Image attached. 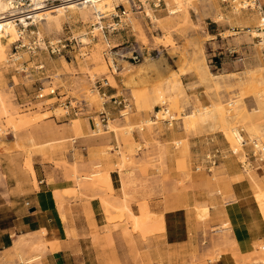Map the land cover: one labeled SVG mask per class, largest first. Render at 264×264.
Wrapping results in <instances>:
<instances>
[{
	"label": "rangeland",
	"instance_id": "obj_1",
	"mask_svg": "<svg viewBox=\"0 0 264 264\" xmlns=\"http://www.w3.org/2000/svg\"><path fill=\"white\" fill-rule=\"evenodd\" d=\"M259 1V8L246 11L242 20L238 21L230 17L233 0H193L186 19L175 18L173 25L165 27L163 23L159 25L147 17L143 5L135 0L137 6L132 10L124 5L117 6V17L110 15L104 19L102 30L94 32L97 36L91 33L93 27L90 24L69 20L63 23L64 30L59 36L43 35L44 47L39 45L36 34L29 31H36V28L29 26L25 42H16L6 48V60L0 62V88L4 101L14 107L16 115L41 116L23 124L15 133L6 126V131L0 134V231L12 229L21 221L18 211L29 205V190H39L42 181L50 185L58 181L64 185L63 190L57 191L66 215V221L61 220L69 228L70 237H76V228L82 231L80 238L93 250L99 263L164 264L167 258L179 261L184 257L188 264H258L255 262L259 257L255 252V244L264 242V220L254 200L255 190L249 174L264 188V162L254 160L251 156V143L243 148L240 157L236 156L231 153L220 129H212L211 123L207 122L186 130L181 117L190 110L187 103L191 108L199 109L213 103L215 94H220L218 97L222 96L221 100L229 108L226 102L231 96L230 91L240 94L236 86L237 79L248 69L254 71L248 76L253 87L264 89L263 84L256 82L260 75L259 66L264 65V57L257 51L259 39H249L248 32L260 29L257 20L262 16L260 13L264 12V0ZM154 2L147 0L152 15L158 19L166 17L168 14L163 1L157 9L152 6ZM216 12L224 19L217 21ZM127 13H132V23L127 20ZM252 14L255 20L250 17ZM113 24L116 25L110 28ZM82 32L90 40L87 46H81L78 40L77 35ZM96 47L102 51L111 72L113 68L109 54L118 72L123 66H128L119 60L138 65L144 56L153 60L162 58L164 67L177 71L179 56L185 54L196 60L200 57L196 50L200 48L201 57L212 74L233 75L224 78L231 87L214 90L210 88L213 85L211 81L200 82L195 70L186 66L187 72L179 76L184 91V97L181 96L179 102L187 109L184 112L179 109L176 120H155L153 111H158L160 106L152 105L150 110L142 105L143 100H150L148 90H142L139 86H123V73L113 75L115 85H104L107 83L106 73L96 71L89 61L90 53ZM83 51L87 54L85 57ZM136 53L141 57L139 63L131 60ZM13 55H20V58L13 60ZM84 59L86 64L83 63ZM87 69L96 74L92 84L87 81ZM46 77L68 82L70 87L66 89L56 82L45 85V81H48ZM48 87L55 89L56 94L39 99L37 90L42 88L45 94ZM84 87H91L94 91L95 98L92 101H85ZM110 87L116 89L117 100L122 102L121 105H114L109 100L104 102L106 98L101 97V92L109 95ZM242 99L244 109L256 114L252 112L256 102L251 88L246 90ZM39 104L42 108L37 107ZM57 108L61 111L55 112ZM122 109L128 111L129 123L133 127L132 139L136 145L131 153L121 146L124 125L120 116ZM102 111L107 115L106 123L100 122L99 113ZM141 119L155 120V124L149 128L144 126L143 132L138 131L137 124ZM74 120L79 123L77 131L72 127ZM109 120L116 121V133H94L96 121L104 128ZM0 122L5 123V119H0ZM234 126L241 130L240 124ZM240 133L246 141L248 134L245 131ZM179 140L182 144L176 146L174 141ZM183 145L189 149L186 155L181 152ZM122 151L127 158L125 173H129V179L133 181L129 187L133 212L137 213L140 202H146L151 211L161 212L164 228L138 238L128 226L131 239L123 236L121 228H113L110 229L111 246H107L104 235L110 227L106 222L108 213L97 199H88L76 190V180L71 174L78 171V176L87 175L85 165L88 169L97 170L95 164L101 154L117 163ZM90 152L94 154L93 161H89ZM207 154L216 161L214 166L210 165V173L203 171L208 162L205 159ZM28 160H31L35 171L36 183H32L26 166ZM43 166L49 167V173L44 172ZM198 166L200 170L195 171ZM116 169L114 166L112 175H115ZM223 171L231 182L232 196L222 188ZM214 173L215 179L211 177ZM202 175L204 179L198 181ZM114 187L117 190L116 182ZM206 195H209L214 208L210 209L207 219L199 220L195 215L194 202L204 199L201 197ZM232 200L249 209L247 225L234 229L230 224L231 240L222 243V234L218 229L228 219L218 211L227 209V202ZM89 207L91 213L87 214ZM179 230H184L183 236L188 235V245L182 251L165 252L164 239L173 238ZM233 241L235 245H232ZM219 248L222 250L219 251ZM236 251L238 256L234 255ZM241 255L247 259L246 262L239 261ZM12 258L19 260L17 256L8 255H3L0 260L7 262Z\"/></svg>",
	"mask_w": 264,
	"mask_h": 264
},
{
	"label": "bare ground",
	"instance_id": "obj_2",
	"mask_svg": "<svg viewBox=\"0 0 264 264\" xmlns=\"http://www.w3.org/2000/svg\"><path fill=\"white\" fill-rule=\"evenodd\" d=\"M38 1L39 0H32V8L22 11L21 8H14L13 6H11L7 0H0V62L2 60H6L5 51L7 46L16 42H25L27 37L26 32L29 26H34L36 28V31H29L31 34H36L39 45L44 47L45 44L42 41L43 35L47 34L59 36L64 30V22L72 20L78 21L83 25L90 24L93 27V31L91 33L94 34V32H99L101 30L104 19L108 18L110 15L116 14L117 6L124 5L130 10L137 6L135 4V0H59V3L54 6L42 8L37 6ZM138 1L143 5L144 13L147 17H149L153 22L159 25L163 23V26L167 27L168 25H173L172 21L175 18L186 19L188 17V8L190 7L193 0H162L168 15L161 19H158L152 15L148 7L147 0ZM251 1L252 0H233L232 4H234V6L232 7L233 10L230 14V17L239 21L242 20V16H244L246 11H253L255 8L260 7V4L255 5L253 4L254 2ZM157 2L158 1L155 0L154 4H157ZM212 7L214 9L216 8L215 5H213ZM23 12L27 13L22 14ZM261 14L262 16H260L257 20V24L260 29L258 31H248L250 32L249 39H259V49L257 51H260V53L264 51V12H261L260 15ZM24 15H26V18L24 17ZM131 15L132 13H127V20L130 23H132L133 20ZM250 17L254 20L256 18L253 14L250 15ZM215 18L217 19V21L224 19V17L217 12L215 14ZM226 20H229V18H226ZM113 26H115V24L111 25L110 28H112ZM97 35L98 34H94V37ZM85 36L86 34L83 32L77 35L81 46H87L90 44V40ZM51 43H53V41ZM196 51L198 52L196 54H199L200 56L196 60L194 58H188L185 54H181L179 56L177 71L169 70L167 69V66L164 67V60L162 58L159 60H153L148 58L147 56H144L143 61L138 65H133L126 60H119L123 63H127L128 66H123L124 68L122 67L120 72H118V69L115 68V65L113 63L111 57L112 55L109 54V62L112 63L111 66L114 71L111 72L108 62L103 57L102 51H100L99 47H96L91 51L89 61L93 63V68L95 67L96 71L106 73V85L108 86L115 85V81L113 78L114 74L123 73V86L128 88L139 86V88L142 90H148L150 100H143L142 105L144 108L146 107L150 110L152 105L160 106V109L158 111H153L155 120H176V112H184L187 108H190L189 112L185 113L181 117L183 120L181 123L183 124L184 129L192 130L198 125H203L209 122L211 123L212 129H220V132L229 145L232 154L240 157L241 153L243 152V148L251 143L253 144V146L255 145V148L253 147L255 151H257L258 149L261 151V158L264 161V89L257 90L253 87L252 81L249 80L248 77L251 74H254V71L252 69H248L246 72H244L242 77H239L237 79L236 86L239 89L240 94H236L233 91H230L231 96L228 97L226 102V105L229 106V108L226 107L224 101L221 100L222 96L218 97L220 94L218 96L217 94H215L217 98L214 97L213 103L208 106H202L199 109L191 108L188 103L187 108L185 107L184 109V106L182 107V105L180 104L179 99L181 96L184 97V91L179 76L184 75L188 69L193 68L195 70L200 82L211 81L213 85H211L210 88H213L214 90H220L224 87H231L230 82H227L226 80H224V78H230L233 75L229 74L225 76H217L212 74L201 57L202 53L200 48ZM82 55L83 57H85L87 54L83 51ZM11 57L13 58V60H18L20 58V55H13ZM83 63H87L86 59H84ZM186 66L190 67L187 69L185 68ZM259 69V80H257L256 82L259 85H264V65L259 66ZM87 70V81L89 84H92L96 74L90 71V69ZM46 79L48 81H45V85H51L52 83L56 82L57 84H62V86L66 89L70 87V83L68 82L63 83L60 80L52 77H46ZM249 88H251L252 96L256 102V107L252 109V112L256 114H253L250 111H246L243 107L242 96L246 94V90H249ZM54 90L55 89H53L52 87H48V92L43 94L45 97H48L49 93ZM84 90L86 93L84 96L85 101H92L95 98L94 91L91 90V87H84ZM106 97V100H108L109 97L117 98V95H106ZM106 100H104V102ZM145 101H147L148 103ZM37 107L42 108L40 104ZM54 111L58 112L61 110L57 108ZM40 116L32 115L27 117H19L18 115H16L14 107L10 106L4 101L3 90L0 88V119H5V123L0 122V134L6 131V126L10 127L15 133V131L19 129L23 124L29 123L39 118ZM120 116L123 118L124 122V125H122L123 132L121 133L120 137V140L122 141L121 146H123L127 153H131L133 151V146L136 145V143L132 139L133 127L129 123L130 118L128 116V111L122 109L120 111ZM155 120H139L137 124L138 131L143 132L144 126L146 128H149L150 125H154ZM115 122V120H109V124L104 128H101V124L99 123V121H96V130L94 131V133L98 134L103 132V134H105L109 131L116 133L118 129L115 125ZM235 124H240L241 130L236 128L234 126ZM78 125V121H72V127L74 130L77 131ZM240 131H245L248 134V139L246 141L242 137ZM174 144L176 146H180L182 144V141H174ZM188 150L189 149L187 148V145H183L181 152L183 155H186L188 153ZM89 156V161H93V152H90ZM210 156V154L205 155V159L209 158ZM99 157L100 158H98V163L95 164L97 170H91V168L88 169L85 165L87 175L85 174L78 176V171H74L71 175L76 180V190L85 197H88V199H97L98 204L104 208L106 213H108L106 222L110 224V227L108 228V233L104 235L107 246H111L110 233L112 231H110V229L113 228H121L123 236H126L127 238L131 237L130 233L127 231L128 226L132 228V230L135 232L136 237L138 238H144L145 234H153L156 231L163 230L164 227L161 221V212L151 211L146 202H140L137 207V213L135 214L133 212L131 207L133 198L131 196V192L129 191V187L133 184V181L129 179L131 178L129 176V173L128 175L125 173L127 158L126 156H124V152L120 153V159L117 163L112 162V160H109V158L103 156L102 154ZM243 157L246 160L245 155ZM242 162L245 163V165L247 164L244 160ZM26 166L30 172L32 183H36L37 181L35 177V171L31 164V160L27 161ZM114 166L117 167V169L114 170L115 175H112ZM247 166L248 165H246V167ZM198 169H200V166H198ZM203 171L210 173L211 167L209 170L203 168ZM216 173L211 176L213 179H215ZM225 174L226 173L223 171L222 176L224 177L222 181H224L222 184V188L224 192H226L230 196L232 194L231 182L228 181L229 177ZM249 176L252 179V184L255 190V203L257 204L258 210L262 216V219L264 220V188H261L260 183L252 177V174H249ZM203 179L204 178L202 175L198 178V181H201ZM115 182L118 184L117 190L114 187ZM53 194L56 202L58 203L57 207L60 217L63 221H66V215L64 210L62 209L63 205L60 196L57 191H55ZM38 196L42 208L46 209V207L48 206L46 193H39ZM201 198L204 199L194 202V210L197 219L205 220L209 217L210 209L214 208V204L209 198V195ZM227 207L228 208L224 209L223 211H218L221 213L222 217L225 215L228 219V221H223L222 226L218 229V231L222 234L220 238L222 243L226 242L227 240H231V227H235L237 221L240 220V214L236 202L233 200L229 203L227 202ZM86 212L87 214L91 213L90 207L88 208V210H86ZM44 231V229H41L39 232L43 234ZM69 233L70 232H67L68 235ZM222 243L219 244L222 245ZM27 244L31 246V250L35 253L34 255H23L22 247H25V245ZM232 245H235L234 241L232 242ZM255 247V252L259 255L258 259H255V262L258 264H264V242L259 244L256 243ZM42 250H44V243L37 242L31 245V241L28 242L23 240L21 237H18L13 242V246L11 247V249H7L6 252L10 253L13 251V254L11 255L17 256L19 259L18 261H21L23 264H32L37 262L41 258V253L43 252ZM218 250L221 251L222 249L220 250L219 248ZM7 255L11 256L9 254ZM234 255L238 256L239 253L236 251L234 252ZM239 261L246 262L247 259L243 255H241L239 256Z\"/></svg>",
	"mask_w": 264,
	"mask_h": 264
},
{
	"label": "crops",
	"instance_id": "obj_3",
	"mask_svg": "<svg viewBox=\"0 0 264 264\" xmlns=\"http://www.w3.org/2000/svg\"><path fill=\"white\" fill-rule=\"evenodd\" d=\"M109 89V95L116 94L115 88L110 87ZM34 165L37 166L38 163L35 162ZM43 170L45 173H49L50 169L49 167L43 166ZM40 184L42 186H38L39 190L36 191L32 188L27 192L30 193L27 196L29 205L27 208H20L18 211L21 221L17 222L12 229L0 231V259L3 255L13 254V251L7 253L6 250L11 249L16 238L21 237L25 241H31V245L37 242L44 243V250H42L41 258L32 264H103L99 263V259H96L95 254L92 252L93 250H91L80 238L82 233L80 229L76 228L75 238L67 234L69 228H66L60 218L53 194L55 191L63 190L64 185L58 181H55V185L54 183L51 185L47 182L44 183V181L40 182ZM39 193H46V198L48 200L46 209H43L41 206L38 196ZM237 208L240 214V220L237 221L236 226L233 227L234 229H240L242 226L247 225V214L249 212V209H245V205L239 202H237ZM251 225L253 226L254 224ZM41 229L45 230L43 234L39 232ZM183 231L184 230H179L175 235L173 232V238L164 239L166 241L165 252L169 250L182 251L184 246L188 245V235L183 236ZM250 231L251 233L253 232L252 229H250ZM22 253L28 256L35 254L34 251L31 250L29 244L22 247ZM11 256L14 257V255ZM0 264H21V262L12 258L7 262H3V260L1 262L0 260ZM164 264L188 263L184 257H181L179 261H173L167 258L164 260Z\"/></svg>",
	"mask_w": 264,
	"mask_h": 264
},
{
	"label": "built area",
	"instance_id": "obj_4",
	"mask_svg": "<svg viewBox=\"0 0 264 264\" xmlns=\"http://www.w3.org/2000/svg\"><path fill=\"white\" fill-rule=\"evenodd\" d=\"M8 1V3L11 5V6H13L14 8H21L22 9V11H25V10H29V9H31L32 7H31V5H32V0H7ZM158 2H157V4H152V6L155 8V9H157V8H159L160 6H161V0L159 1V0H157ZM223 2H226V0L224 1V0H222ZM247 1H250V0H247ZM251 2H254L253 4H255V5H259L260 4V1L259 0H252ZM59 3V0H39L38 1V3H37V6L38 7H42V8H47V7H50V6H54V5H56V4H58ZM118 8V7H117ZM28 12V11H27ZM27 12H23L22 14H24V13H27ZM124 14V13H123ZM24 17L26 18V15H24ZM114 17H117V15L115 14V16ZM19 21V20H18ZM116 25V24H115ZM101 30H102V28H101ZM113 31V30H112ZM261 54H262V56L264 57V51L263 52H261ZM140 59H141V57H140V55L139 54H135V55H133L132 57H131V60L134 62V63H139L140 62ZM105 86H106V83L104 84ZM42 91H43V89L42 88H39L38 90H37V92H38V94H37V97L39 98V99H42V98H44L45 96H44V94L42 93ZM54 94H56V90H54V91H52V92H50L49 93V96H51V95H54ZM101 97L102 98H107L106 97V94L105 93H101ZM109 101H112L113 102V104L114 105H117V106H119V105H121L122 104V102L121 101H119V100H117V98H113V97H109V99H108ZM108 100H106V101H108ZM99 115H100V122L101 123H106L107 122V115H106V113L105 112H100L99 113ZM243 144H244V142H243ZM255 146V145H254ZM253 146V144H251V147H252V149H251V151H250V153H251V156L254 158V160H258L259 162H262L263 160H262V158H261V151L258 149L257 151H255L254 150V147ZM254 147V148H253ZM211 157V156H210ZM206 158L207 159V161L208 162H206L205 163V169H207V170H209L210 169V165H215V160H214V157L213 158ZM264 162V161H263ZM200 169H198V167H196L195 168V171H199Z\"/></svg>",
	"mask_w": 264,
	"mask_h": 264
}]
</instances>
